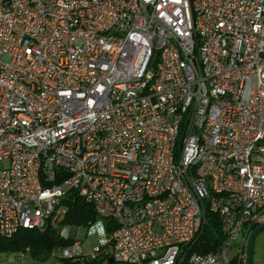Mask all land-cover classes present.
Listing matches in <instances>:
<instances>
[{"label":"built area","instance_id":"obj_1","mask_svg":"<svg viewBox=\"0 0 264 264\" xmlns=\"http://www.w3.org/2000/svg\"><path fill=\"white\" fill-rule=\"evenodd\" d=\"M0 162L1 237L48 227L72 239L50 257H94L58 227L73 191L115 225L116 264L242 262L264 221V0H0ZM208 216L223 238L198 253Z\"/></svg>","mask_w":264,"mask_h":264},{"label":"trees","instance_id":"obj_2","mask_svg":"<svg viewBox=\"0 0 264 264\" xmlns=\"http://www.w3.org/2000/svg\"><path fill=\"white\" fill-rule=\"evenodd\" d=\"M61 203L66 206V211L62 220L58 223V227L63 225H88L96 216L93 206L85 202L73 191L68 192L61 200ZM114 228L115 225L111 221H105L104 229L106 233H109ZM222 238L223 235L219 230L217 221L213 216H208L203 231L196 241L202 247L198 248L195 245L193 250L199 251L198 253H206V251L214 250ZM71 241L70 238L63 240L58 236L56 229H50L48 227L41 229H20L8 238L0 236V247L11 251H24L26 248L27 253L32 259L43 261L48 257L52 248L59 245H68ZM102 257L106 260V264H116L110 259L109 252L102 253ZM57 258L62 261L68 260L67 258ZM229 264H242V262L232 257Z\"/></svg>","mask_w":264,"mask_h":264},{"label":"rangeland","instance_id":"obj_3","mask_svg":"<svg viewBox=\"0 0 264 264\" xmlns=\"http://www.w3.org/2000/svg\"><path fill=\"white\" fill-rule=\"evenodd\" d=\"M4 165L5 162H0V167ZM105 221V218L96 215L88 225H78L76 239L80 242V249L84 256L94 251V257L92 258L85 260L82 256V259L75 257L62 261L57 257H50L49 253L45 260L36 261L30 257L27 251H11L9 249H2V247H0V264H106V260L102 257V253L108 252L107 248L104 247V236L106 235V231L104 229ZM257 235L254 239V244L264 240V232L258 236ZM236 245L237 241L235 240L233 242V246L231 247V254L236 250Z\"/></svg>","mask_w":264,"mask_h":264},{"label":"water","instance_id":"obj_4","mask_svg":"<svg viewBox=\"0 0 264 264\" xmlns=\"http://www.w3.org/2000/svg\"><path fill=\"white\" fill-rule=\"evenodd\" d=\"M264 229V221L256 226H254L247 234L244 244V259L243 264H252V251L254 239L258 232Z\"/></svg>","mask_w":264,"mask_h":264},{"label":"crops","instance_id":"obj_5","mask_svg":"<svg viewBox=\"0 0 264 264\" xmlns=\"http://www.w3.org/2000/svg\"><path fill=\"white\" fill-rule=\"evenodd\" d=\"M262 232H264V229L258 232V235H260ZM252 264H264V240L257 242V244H254L252 251Z\"/></svg>","mask_w":264,"mask_h":264}]
</instances>
